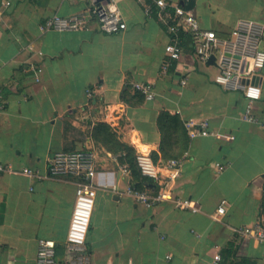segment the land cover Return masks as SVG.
I'll return each instance as SVG.
<instances>
[{
    "label": "crops",
    "instance_id": "1",
    "mask_svg": "<svg viewBox=\"0 0 264 264\" xmlns=\"http://www.w3.org/2000/svg\"><path fill=\"white\" fill-rule=\"evenodd\" d=\"M95 1L0 0V162L14 170L0 173V264H35L40 239L53 240L57 261H65L74 182L19 170L45 175L50 154L78 149L94 152L97 170L85 264H264V242L236 231L264 226V125L242 118L249 101L214 82L215 64L195 55L189 37L181 57H169L170 34L155 0H112L127 24L116 34L101 32L87 14ZM191 10L220 37L239 20L264 26V0H194ZM80 11L81 29L40 28L49 16ZM258 77L262 94L252 110L264 119V67ZM140 83L151 84L152 98L135 87ZM162 112L178 115L182 126L206 120L212 134H164ZM180 138L183 153L169 156ZM117 142L150 153L165 173L166 161L180 160L174 195L191 198L199 211L137 203ZM222 200L226 213L216 221Z\"/></svg>",
    "mask_w": 264,
    "mask_h": 264
},
{
    "label": "built area",
    "instance_id": "2",
    "mask_svg": "<svg viewBox=\"0 0 264 264\" xmlns=\"http://www.w3.org/2000/svg\"><path fill=\"white\" fill-rule=\"evenodd\" d=\"M9 4L10 1L3 2L4 6ZM155 4L159 15L164 18L167 31L170 34L169 57L176 60L181 57L182 36L187 35L195 55L201 61L207 62L210 56H214V64L217 68L214 82L226 89L241 91L249 101L242 118L251 123L264 125V119H261L252 110V102L258 100L262 94L258 71L264 67V49L262 48L264 26L251 19L239 20L229 36L220 37L214 30L203 27L191 9L179 4H169L165 0H155ZM150 11L151 8L146 7L145 12L149 13ZM87 14L97 21L98 27L103 33L116 34L127 28L120 9L112 0L93 2L87 8ZM85 23L86 12L80 11L67 16L58 14L49 16L44 19L40 28L42 31L78 30L83 28ZM182 83H185V79L182 80ZM135 87L143 91L146 98L153 97L150 83L135 84ZM87 93L91 96L92 90L87 89ZM5 104L6 101L0 89V111L4 109ZM184 127L190 137L199 134H212L206 120L199 122L185 120ZM95 159V154L91 149L61 150L48 156L45 175L28 167L19 170L21 173L37 179L70 178L75 184L76 198L65 239L66 258L62 264H85L88 258L85 241L97 189ZM135 160L141 174L152 179L158 187L152 189L130 186L127 192L137 203L152 208L163 201H170L178 209L192 213L199 211L198 205L191 198L174 195V182L178 174L180 160L166 161L163 168L167 173L162 171L153 161L150 153L146 151L137 150ZM13 171L9 165L0 162V173ZM225 213V200H222L213 218L220 221L221 216ZM236 231L243 236H250L264 242V226L262 224L247 225L236 229ZM35 264H61L56 259L53 240L40 239L38 241Z\"/></svg>",
    "mask_w": 264,
    "mask_h": 264
},
{
    "label": "trees",
    "instance_id": "3",
    "mask_svg": "<svg viewBox=\"0 0 264 264\" xmlns=\"http://www.w3.org/2000/svg\"><path fill=\"white\" fill-rule=\"evenodd\" d=\"M183 43H182V46L183 44L185 45L186 42H187V35H183ZM186 37V38H185ZM158 126L160 128V130L162 132L165 133H168L171 135V133H178L180 131H184L185 128L184 126H182V123L179 119V116L178 115H172V114H169L168 112H162L160 113L159 117H158ZM185 139H175L174 142H172V144H179L180 143V148L177 146V147H174L173 148V145L170 148L171 150V153L168 154L169 156L171 157H178L180 156L184 149L186 148V143L184 142ZM116 150L118 151H122L124 154H123V161L125 163H127L128 167L130 168V174H131V181H132V185L137 187V188H145V187H148V184L150 183V180L149 178L143 176L141 174V172L139 171V168L137 167V164H136V160H135V150L133 147L127 145V144H123V143H120V142H117L115 144V148ZM167 148H165V146L163 145L162 143V146H161V150L164 154V158H167ZM175 149V150H174Z\"/></svg>",
    "mask_w": 264,
    "mask_h": 264
},
{
    "label": "water",
    "instance_id": "4",
    "mask_svg": "<svg viewBox=\"0 0 264 264\" xmlns=\"http://www.w3.org/2000/svg\"><path fill=\"white\" fill-rule=\"evenodd\" d=\"M181 4L184 5L185 8L191 9L194 6V0H188L186 4H184V2H181ZM208 63L214 64V56H210V58L208 59ZM148 187H154V183H149Z\"/></svg>",
    "mask_w": 264,
    "mask_h": 264
}]
</instances>
